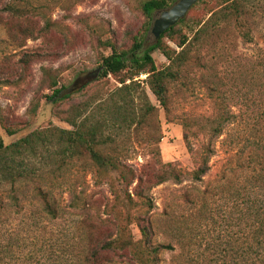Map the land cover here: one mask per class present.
<instances>
[{
	"label": "rangeland",
	"instance_id": "obj_1",
	"mask_svg": "<svg viewBox=\"0 0 264 264\" xmlns=\"http://www.w3.org/2000/svg\"><path fill=\"white\" fill-rule=\"evenodd\" d=\"M143 1L67 0L63 7L57 2L58 6L48 14L58 21V28L27 40L21 47L14 45L16 41L6 33L8 27L0 20V138L6 145L35 131L71 129L65 117L73 114V106L89 102L90 112H96L116 94L120 79L126 74L98 77L100 58L112 51L103 41L128 49L136 37L146 34L148 19L142 9ZM199 1L184 21L177 23L173 39L164 38L176 52L182 49L178 43L184 36L193 42L179 79L168 85L167 108L146 83L148 75L137 78L140 85L134 96L144 92L155 110L133 129L130 139H124L122 145L129 149L125 147L123 156L130 157L137 169L149 163L158 173L163 164L172 163L183 173L181 183L168 180L154 187L149 195L152 206L146 216L153 225V241L173 245L161 253L160 264H259L262 245L255 227V214L259 211L250 209L258 207L264 214V181H255L240 165L250 148H243L251 136L249 114L257 110V105L264 106V0H242L244 13L239 22L220 18L222 0ZM161 12L154 14L153 24ZM206 23L208 33L197 48L193 37ZM28 24L34 26L31 21ZM42 25L39 22L38 27ZM152 28L148 38L153 41ZM23 40L25 35L18 41ZM27 55L30 60L24 62ZM153 58L159 69L169 64L160 50L153 53ZM44 69L59 79V87L70 90L68 99L54 103L46 98L51 90ZM229 112L239 116L238 121L227 126L216 139L209 172L202 180H194L191 172L199 165V153L209 142L207 132L213 119ZM7 129L13 134L9 135ZM157 141L158 155L154 145ZM58 151V147L53 148L44 160L47 164H42L37 172L44 176L43 186L60 208L61 215L55 223L39 210L43 205L32 181L39 178L30 172L32 166L27 171L30 177L26 174L15 185L10 179L0 182V264H22V252L29 254L30 244L35 241V222L44 220L57 233H72L79 221L85 220L86 227L96 226V238L98 225L100 233L106 227L113 230L111 222H100L113 211L145 215L139 211H147V206L124 202L122 184L116 175L115 188L95 182L88 162L62 164ZM225 185L231 186L227 189L233 187L234 193L220 192L219 187ZM115 192L124 203L117 201ZM84 212L87 219H83ZM131 228L135 239H140L136 223ZM17 238H25L29 245L22 250ZM27 264L31 262L28 260Z\"/></svg>",
	"mask_w": 264,
	"mask_h": 264
},
{
	"label": "trees",
	"instance_id": "obj_2",
	"mask_svg": "<svg viewBox=\"0 0 264 264\" xmlns=\"http://www.w3.org/2000/svg\"><path fill=\"white\" fill-rule=\"evenodd\" d=\"M66 1L0 0V20L2 19L8 27L6 33L16 41L14 45L21 47L27 40L37 38L39 35L58 28V21L54 20L48 12L58 6L57 2H60L62 4L60 6L63 7V2ZM176 1H143L142 9L148 19V31L146 34L136 37L130 48L119 49L109 41H103L112 51L100 58L98 77L106 78L109 75L117 76L121 73L126 75L120 79L121 86L118 87L116 94L100 105L96 112H90L91 103H80L72 107L74 108L73 114L65 117V120L72 126L71 129L54 127L47 131H35L8 145L0 138V182L10 179L15 185L25 178L28 169L32 166L30 172L37 174L39 178L38 180L30 178L35 184V194L43 205L39 210L51 222L55 223V220L59 219L61 211L56 205L55 198L43 186L44 176L37 172L42 164H47L44 163V160L56 147L59 148L58 155L61 154L62 164L84 160L91 166L95 182L107 183L112 188H115L113 175H116L122 184L124 202L129 206L136 203L140 207L147 206L148 208L145 212L139 211L142 214L145 213L143 216L138 215L139 213L131 215L124 211L116 213L113 211L112 215L107 213L108 217L100 218V222H111L113 230L106 227L103 233H100V225H98L96 238L94 235L96 226L86 227L85 220L79 221L72 233L63 230L57 233L52 226L45 224L44 220L35 222L33 225V240L35 241L30 244L29 254L25 251L22 252V264H27L28 260L31 264H160L161 253L165 249L173 248V245L169 243L157 244L153 241V225L146 214L149 213L148 210L152 206V198L149 197L152 189L168 180L181 183L183 173L172 163L163 164L158 173L153 171L149 163L142 165L141 169H137L134 164L130 163V157L123 156L126 146L122 145V142L125 138L130 139L133 129L148 120L155 110L144 92L142 95L134 96L133 93L140 85V79L137 78L141 74H147L146 83L160 104L167 108L168 85L179 79L183 67L189 61L190 47L193 42L189 41L188 36H184L178 43V47L182 48L179 52L171 49L164 42L165 37L173 39L177 32V24L166 30L159 39L155 38L152 41L148 38L154 14L170 8ZM222 4L221 19H227V21L234 19L237 22L242 19L244 13L242 0H222ZM213 17L215 14L211 18L213 19ZM13 21L18 23L14 25ZM29 21L33 22L34 26L29 25ZM183 21L184 19L179 23ZM39 22L43 23L42 27H38ZM207 33V23L196 31L193 40L197 43L195 45L197 48ZM21 35H25V40L18 41ZM157 50H160L169 61V64L162 69L156 66L153 58V53ZM23 60L28 62L30 59L27 55L26 60ZM44 70L50 78L48 87L51 90L46 98L54 103L68 99L71 96L70 90L59 87V79L48 73V69ZM224 102L225 99L223 104ZM253 105V103L250 104V107ZM257 107V110L249 114L248 117L250 125L252 124L248 131L251 136L244 141L243 148L248 146L250 148L248 147L247 156L240 166L247 169L251 178L259 182L264 181V106L259 104ZM238 117L235 113L229 112L220 113L213 119L207 132L209 142L199 153V165L191 172L194 180H202L203 176L209 172L210 161L215 154L216 139L223 135L227 126L237 122ZM7 133L12 135L13 131L7 129ZM185 138H188L187 135ZM158 144L159 141L154 144L156 155L160 154ZM188 148L190 152H193V146L189 143ZM118 149H120V153L117 152ZM126 149L129 148L126 147ZM154 157L156 159L155 155ZM36 160L37 163H35ZM156 160L158 163V159ZM26 176L30 177L29 174ZM227 185L219 187V191L227 190L234 193L233 187L227 189L231 187ZM115 194L117 201L124 203L121 202L120 194L118 192ZM236 195L239 196V192H236ZM205 206L206 204L203 205V208ZM254 207H251L250 210L259 211V214H255V227L257 238L262 245L259 264H264V214L261 213L260 208ZM83 216V219L88 217L85 212ZM133 223H136L139 228L140 239H135L131 228ZM17 240V246L22 250L29 245L25 238H17ZM108 256L110 257L108 258Z\"/></svg>",
	"mask_w": 264,
	"mask_h": 264
},
{
	"label": "water",
	"instance_id": "obj_3",
	"mask_svg": "<svg viewBox=\"0 0 264 264\" xmlns=\"http://www.w3.org/2000/svg\"><path fill=\"white\" fill-rule=\"evenodd\" d=\"M199 0H178L173 6L161 12V15L153 24L152 32L156 39L170 27L182 20L190 8ZM90 77L87 76V80Z\"/></svg>",
	"mask_w": 264,
	"mask_h": 264
}]
</instances>
